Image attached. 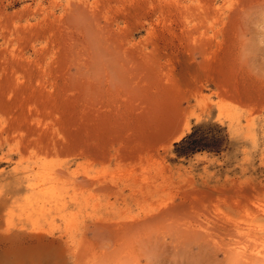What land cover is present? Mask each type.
<instances>
[{"label": "rangeland", "instance_id": "obj_1", "mask_svg": "<svg viewBox=\"0 0 264 264\" xmlns=\"http://www.w3.org/2000/svg\"><path fill=\"white\" fill-rule=\"evenodd\" d=\"M263 224L264 0H0V264H249Z\"/></svg>", "mask_w": 264, "mask_h": 264}, {"label": "bare ground", "instance_id": "obj_2", "mask_svg": "<svg viewBox=\"0 0 264 264\" xmlns=\"http://www.w3.org/2000/svg\"><path fill=\"white\" fill-rule=\"evenodd\" d=\"M55 170V169H54ZM56 171V170H55ZM26 174V173H25ZM57 174V173H56ZM33 175V174H32ZM36 175H38V174H35L34 176L35 177H39V176H36ZM50 176H52V175H50ZM43 177V176H42ZM54 178H56V176L54 177ZM17 179V178H16ZM37 179V178H36ZM44 179V178H43ZM47 179V178H46ZM19 180V179H18ZM54 180V179H53ZM17 181V180H16ZM17 182H19V181H17ZM40 182V181H39ZM43 182V181H42ZM41 182V183H42ZM20 183V182H19ZM16 184V183H15ZM57 184V183H56ZM21 185V184H20ZM18 186V185H17ZM34 186V185H33ZM51 190V189H50ZM256 208V207H255ZM260 208V207H259ZM261 209V208H260ZM259 210V209H258ZM254 220H252V223H250L252 226H254V227H257V228H259L258 226H259V224H257L256 222H253ZM238 225V224H237ZM264 225V224H263ZM247 228V227H246ZM253 228V227H252ZM248 229V228H247ZM250 229V228H249ZM261 229V228H260ZM253 230H254V228H253ZM250 231V230H249ZM236 232V231H235ZM264 234V233H263ZM244 235V234H243ZM246 235V234H245ZM247 236L249 237L248 239H247V237L245 238V239H247V241H250V242H252V243H249L250 245L247 247L246 245H248V243L247 244H240L241 242H242V240H237V242L235 241V242H231V244L230 243H228V244H230L229 246H230V249L232 250V254H234L238 259H244V260H246L247 262H249V264H250V261L251 262H253V263H262V264H264V237H262V236H258V235H256L255 233L254 234H252V233H247ZM234 237V236H233ZM244 240V239H243ZM240 243H239V242ZM246 241V242H247ZM245 242V243H246ZM238 243V244H237ZM228 244H226V245H228ZM229 246H228V248H229ZM226 248V247H225ZM229 249V250H230ZM231 256V255H230ZM253 259V260H252ZM231 260V259H230ZM234 260V259H233ZM241 260V261H242ZM240 261V262H241ZM239 262V263H240ZM246 263V262H245Z\"/></svg>", "mask_w": 264, "mask_h": 264}, {"label": "trees", "instance_id": "obj_3", "mask_svg": "<svg viewBox=\"0 0 264 264\" xmlns=\"http://www.w3.org/2000/svg\"><path fill=\"white\" fill-rule=\"evenodd\" d=\"M222 138H216L212 143H203L202 138L196 137L194 132L183 137L179 142L175 143L176 146H181L183 152H195L198 150L207 149L208 147L214 150H219L222 144ZM211 144V145H210Z\"/></svg>", "mask_w": 264, "mask_h": 264}]
</instances>
